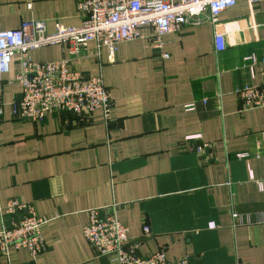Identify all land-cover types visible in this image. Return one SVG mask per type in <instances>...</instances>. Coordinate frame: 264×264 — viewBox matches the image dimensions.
<instances>
[{
    "label": "crops",
    "instance_id": "1",
    "mask_svg": "<svg viewBox=\"0 0 264 264\" xmlns=\"http://www.w3.org/2000/svg\"><path fill=\"white\" fill-rule=\"evenodd\" d=\"M81 1L0 0V31L31 20L48 33L78 27ZM219 20L222 52L211 24L188 22L163 36L162 52L146 30L113 54L101 48L98 58L93 42L79 56L69 45L29 54L34 63L68 60L72 70L101 76L113 97L107 122L99 110L36 123L15 117L21 85L13 57L0 79V230L21 217L5 214L9 201L29 204L47 221L46 249L35 258L10 250L0 264H111L82 230L89 211L113 204L126 246L139 256L163 250L168 262L264 264V109L242 110L235 94L264 85V1L237 0Z\"/></svg>",
    "mask_w": 264,
    "mask_h": 264
},
{
    "label": "built area",
    "instance_id": "2",
    "mask_svg": "<svg viewBox=\"0 0 264 264\" xmlns=\"http://www.w3.org/2000/svg\"><path fill=\"white\" fill-rule=\"evenodd\" d=\"M248 1L254 4L264 0ZM236 3L237 0H82L77 5L81 21L78 27L57 25L54 32L48 33L45 22L31 20L22 22L17 29L0 31V79L9 72L13 57L19 56L16 81L21 85V98L11 104L12 114L36 123L54 113L83 116L99 110L107 122L113 97L101 76H87L72 70L68 60L34 63L29 54L47 46L69 45L74 56H79L93 42L98 58L101 48L113 54L122 43L144 39L146 30L151 32L152 47L162 52L163 36L180 33L188 22L211 24L214 49L222 52L226 34L219 18ZM203 15L205 20L200 18ZM161 56L168 57L164 53ZM244 61L252 66L256 58L250 55ZM235 94L242 110L264 109V85L245 87ZM186 109L192 110L193 105ZM2 110L0 100V114ZM203 151L201 146L195 149L199 155ZM246 157L237 155L238 159ZM5 214H20L21 217L0 230V258L7 257L10 250H27L32 258L45 251L41 227L47 221L36 216L32 206L11 200ZM88 218L82 234L97 256L108 257L111 264H189L187 258L168 262L163 250L147 256L137 255L136 245L126 246L128 230L118 221L115 204L89 211ZM142 232L151 235L147 226Z\"/></svg>",
    "mask_w": 264,
    "mask_h": 264
}]
</instances>
